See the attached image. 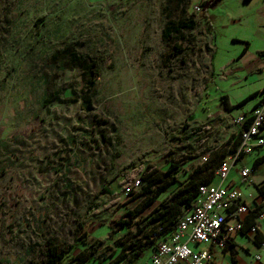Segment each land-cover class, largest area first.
<instances>
[{"label": "rangeland", "instance_id": "rangeland-1", "mask_svg": "<svg viewBox=\"0 0 264 264\" xmlns=\"http://www.w3.org/2000/svg\"><path fill=\"white\" fill-rule=\"evenodd\" d=\"M198 4L0 0V264H44L49 248L82 240V226L91 264L110 263L126 234L117 221L145 200L142 187L126 195L124 175L179 163L162 202L229 148L255 99L227 113L221 98L237 106L264 88L238 60L244 42L250 62L264 51V1L209 0L193 13Z\"/></svg>", "mask_w": 264, "mask_h": 264}, {"label": "trees", "instance_id": "trees-1", "mask_svg": "<svg viewBox=\"0 0 264 264\" xmlns=\"http://www.w3.org/2000/svg\"><path fill=\"white\" fill-rule=\"evenodd\" d=\"M246 51L247 48L243 50V53ZM88 77L87 101L92 104L98 94L97 80L99 73L90 67ZM259 95V93H254L237 106L230 105L228 96H223L221 103L226 111L231 112ZM261 103H264V99L261 100ZM249 123L248 120L244 127L246 128ZM205 131L209 132V129L206 128ZM201 133L202 129H194L190 132V136H200V147H204L209 138H203ZM240 133L239 128L238 136L231 147L229 146L227 150H221L216 156H212L203 166L197 168L184 183L179 184V188L168 199L162 202H159L160 198L174 184L178 183V176L181 170L179 163L172 162L165 171H160L153 165L141 166L134 173L124 175L120 183L124 191L131 188L138 178L141 179L140 187H142V191L140 195L145 196V200L139 211H128L117 221V224L122 230L126 231V234L120 238L122 243L120 253L108 264H134L146 246H153L156 251L160 243L168 241L182 216L193 208L200 187L210 185L215 181L216 172L228 158V152L234 154L238 151L241 140ZM231 140L232 138L229 140L228 145ZM239 157L244 156L240 155ZM130 193L132 196L135 195L134 191ZM263 194L264 188L261 192V195ZM156 203L159 204L152 210L150 218L144 220L142 215ZM256 206L258 207L246 216L240 233L246 234L253 227H257L261 208L258 204ZM82 228L84 237L82 240H78L75 244L68 247L49 248L44 264H91L95 261L97 249L93 243H88L85 240L88 237V229L85 226H82ZM263 243L264 240L260 241L258 246L260 247Z\"/></svg>", "mask_w": 264, "mask_h": 264}, {"label": "built area", "instance_id": "built-area-1", "mask_svg": "<svg viewBox=\"0 0 264 264\" xmlns=\"http://www.w3.org/2000/svg\"><path fill=\"white\" fill-rule=\"evenodd\" d=\"M200 11V7L195 8ZM248 126L245 128L246 122ZM240 128L241 140L234 159L225 161L218 170L222 181L226 180L232 163L240 155L248 156L256 152L264 153V103L259 101L249 117L241 116L235 120ZM252 170L245 168L240 171L243 179H250ZM137 179L126 190L131 195L141 186ZM257 205V204H256ZM248 207L244 195L235 189L219 186H201L193 208L187 211L177 223L170 239L156 248L151 264H215L214 248L227 249L233 237L240 233L246 216L256 207ZM259 218L264 215V194L258 204ZM257 233V227L250 230ZM264 253V243L259 247ZM262 255L255 256L261 261Z\"/></svg>", "mask_w": 264, "mask_h": 264}, {"label": "crops", "instance_id": "crops-1", "mask_svg": "<svg viewBox=\"0 0 264 264\" xmlns=\"http://www.w3.org/2000/svg\"><path fill=\"white\" fill-rule=\"evenodd\" d=\"M179 1H189V0H179ZM251 1L253 0H245V3L248 4ZM200 4H205L203 5L204 6L203 8L206 9V5L208 7L209 0H200ZM200 4L194 7L193 13L196 11L195 10L196 7H200L199 6ZM200 11H201V7H200ZM200 11H196L195 13L200 12ZM206 17L209 18L207 16V13H206ZM260 29L264 30V23L260 25ZM245 48H247V51L245 53L242 52L238 60L241 61L245 65L244 68L246 67L248 68L249 74L256 73V72L260 74H264V51H261L258 54V59L255 62H250L247 59V53L249 52V49H250V43L244 42V49ZM213 73L214 71L212 70V74ZM255 93H259L260 95L254 98L255 101L252 105L251 110H253L254 106L259 101L264 99V88L261 91L260 90L256 91ZM229 103H230V99H229ZM230 105L232 104L230 103ZM221 109L227 113L232 112V111L231 112L226 111L222 103H221ZM251 113L252 111L250 113H247V111H245L244 113L239 115L237 118L241 116L249 117ZM230 139L231 138H229V140ZM235 140H236V137L232 138L229 144L230 147L233 145V143H235ZM236 154L237 152L234 154H230L228 152L229 156L226 159V161L234 159L237 156ZM252 155H254V158L250 163H247L244 161V159L247 156L238 157L237 160L232 163L228 177L224 181L220 179L218 175V171H217L215 180H218V183L215 185L214 184L215 181H214L212 184H210L211 186L222 185L224 187L232 188V189L240 191L245 197V203L250 208H253L256 204L260 203L261 197H262L261 192H262V189L264 188V153L256 152ZM242 162L243 164L239 165ZM245 168H250L252 170L250 179H243L240 175V171ZM234 170L236 171V174L235 176H231ZM256 226H257V234H253L250 231H248L246 234L238 233L233 237L232 244L227 249L214 248L213 251H214V256H215V264H264V253L260 251L259 246H258V243L264 240V215L262 218H259L257 220ZM154 254H155V250L153 246H146L144 248L143 253L140 255V257L134 264H151ZM257 255L263 256L261 261H257L255 259V256ZM144 257H148V260L141 262L140 260H142Z\"/></svg>", "mask_w": 264, "mask_h": 264}]
</instances>
